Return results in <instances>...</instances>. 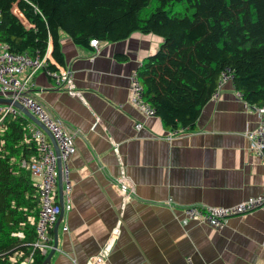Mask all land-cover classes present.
<instances>
[{"label":"crops","instance_id":"0c3cea01","mask_svg":"<svg viewBox=\"0 0 264 264\" xmlns=\"http://www.w3.org/2000/svg\"><path fill=\"white\" fill-rule=\"evenodd\" d=\"M162 42L136 33L100 42L96 50L64 34V68L72 71L75 94L59 89L44 71L32 80V96L76 137L72 191L65 196L70 210L51 264H92L101 253L105 264H264V208L230 217L222 229L186 223L183 211L189 205L232 207L264 194V162L246 137L259 127V115L230 80L203 108L194 130L181 128L170 138L172 129L142 115L130 95L131 75ZM49 53L58 64L52 47ZM122 177L134 191L127 203L118 188Z\"/></svg>","mask_w":264,"mask_h":264},{"label":"trees","instance_id":"16d2710c","mask_svg":"<svg viewBox=\"0 0 264 264\" xmlns=\"http://www.w3.org/2000/svg\"><path fill=\"white\" fill-rule=\"evenodd\" d=\"M0 19V43L33 57L52 47V70L65 65L64 34L82 46L136 33L161 37L137 72L167 129L194 130L227 69L242 99L264 107V0H0ZM30 123L17 115L0 125V264H21L33 252L32 264H43L48 256L32 246L37 233L29 219L39 217V196L31 172L20 167L38 155L24 141ZM17 253L23 257L12 262Z\"/></svg>","mask_w":264,"mask_h":264},{"label":"built area","instance_id":"2783aa9c","mask_svg":"<svg viewBox=\"0 0 264 264\" xmlns=\"http://www.w3.org/2000/svg\"><path fill=\"white\" fill-rule=\"evenodd\" d=\"M90 45L98 50L100 42L95 39L91 41ZM49 55V51L44 57L39 55L33 57L27 53L15 54L10 52L7 45L0 43V91L14 92L12 98L28 109L50 131L56 140L60 152L59 158L62 162L64 207L65 210H70V199L68 198L66 201L65 196L72 191L69 161L71 156L77 151L76 137L68 132L63 123L57 120L48 108L30 93L34 76L38 72L45 71L48 77L54 80L55 85L59 89H66L69 93L75 94L72 84V71L60 66H57L55 70L47 69L50 62ZM231 79V70L227 69L221 76L218 89L212 97L213 101L219 99L223 85ZM130 82L131 103L146 118L156 117L155 109L144 97V87L138 72L131 75ZM238 97L242 99L240 93H238ZM254 109L260 118L259 127L247 132L246 137L250 150L264 162V107H254ZM17 115L23 114L13 105H0V125L8 116ZM136 128L141 129L142 124H137ZM27 130L28 134H26L24 141L26 144H34L38 152V155L32 157L29 161L23 160L20 166L22 169L31 172L34 186L39 196V217L37 219H29L30 224L36 227L37 233L36 241L32 246L34 251L37 250L44 255H48L54 249L51 232L54 230L61 213L58 189V157L50 139L41 128L30 123L27 126ZM179 133L178 129L172 130L170 138L176 137ZM118 188L124 203L129 202L134 197V191L126 178L118 179ZM169 205L171 206V204ZM262 208H264V194L250 198L232 207L189 205L183 207V211L186 223L192 220L205 223L214 229H222L228 218L248 215ZM64 231H68V227H65ZM117 232L118 230L114 232V237L117 236ZM21 257H23V253H17L11 258V261L15 262ZM105 257V253H101L94 258V263L92 264H105ZM33 262L34 252L25 260H22L21 264H32Z\"/></svg>","mask_w":264,"mask_h":264},{"label":"water","instance_id":"95a60500","mask_svg":"<svg viewBox=\"0 0 264 264\" xmlns=\"http://www.w3.org/2000/svg\"><path fill=\"white\" fill-rule=\"evenodd\" d=\"M21 20L27 24L26 19L23 16H20ZM14 95V92L10 91H0V105H13L17 110H19L28 120H30L33 124H35L37 127L41 128L48 138L50 139L56 155L58 157V172H59V177H58V187H59V204L61 206V213L57 219V222L54 226L53 233L55 235V240H54V249L51 250L46 257L45 261L43 264H51V260L55 253L58 250V232L60 225L64 219L65 216V207H64V184H63V177H62V162L60 160V152L58 145L56 143V140L54 139L53 135L50 133V131L28 110L26 109L21 103L18 101H15L12 97Z\"/></svg>","mask_w":264,"mask_h":264}]
</instances>
